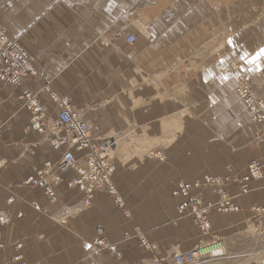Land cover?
<instances>
[{
    "label": "crops",
    "instance_id": "crops-1",
    "mask_svg": "<svg viewBox=\"0 0 264 264\" xmlns=\"http://www.w3.org/2000/svg\"><path fill=\"white\" fill-rule=\"evenodd\" d=\"M0 27L38 70L16 84L0 81V209L10 219L0 222V264L18 255L26 264H151L154 255L220 240L196 264H228L216 252L229 255L228 239L259 214L251 206L264 205V178L235 198L238 211L212 209L208 230L178 212L182 202L209 201L207 190L171 191L179 179L264 163V139L253 138H264V120L251 119L235 89L244 74L264 97V0H0ZM174 59L184 62L172 70ZM143 74L153 81L143 83ZM55 98L91 126L94 144L136 136L161 145L118 153L112 190L87 200L69 184L76 171L56 165ZM42 170L49 184L60 179L52 194L43 182L25 183Z\"/></svg>",
    "mask_w": 264,
    "mask_h": 264
},
{
    "label": "rangeland",
    "instance_id": "rangeland-1",
    "mask_svg": "<svg viewBox=\"0 0 264 264\" xmlns=\"http://www.w3.org/2000/svg\"><path fill=\"white\" fill-rule=\"evenodd\" d=\"M180 60L181 62H184V59H174L173 61H171V63L169 64V68L175 70L180 63ZM141 77H142L141 81L143 83L153 81L152 77H149L147 74H143L141 75ZM153 78L154 81L156 82L158 81V77L156 75H154ZM235 89L237 95L244 102L247 110L249 111L251 115V119L256 122H262L264 120V97H256L253 94L251 82L247 77H245L244 74L238 75ZM154 92L156 97L163 96L161 93L162 91L156 90ZM254 135L256 136L253 137L256 143H260L264 139L260 133L258 134L256 133ZM114 139L108 140L109 147L107 149V155H108V160L111 163H113V160L118 153H120L124 149L129 150L134 145H138L140 147L138 148L139 149L138 151L144 153L150 150V148H152L154 145L155 146L161 145V143L159 142L157 143L156 139L152 143L151 140L148 141V139H146L145 137L116 136ZM152 155H155L156 157L157 156L161 157V154H157V153H153ZM204 175H209V174H204ZM202 176L195 178L192 181H188L185 179L177 180L174 183L171 192L174 197H178V196L187 197L190 194V192L194 191L195 189L203 188L207 190V193L211 195L209 201L203 202L199 200L196 201L188 200L186 202H182L178 206L179 207L178 212L181 215L191 216L193 220L199 224V226H202L205 230H208L209 224L207 222V215L212 209L218 212L239 210V206L238 203L235 202V198L238 195L241 196L246 193H249L253 189L252 181L264 178V163L258 159H252L248 161L247 164L245 165L243 173H234L233 169L228 168L225 174L210 175L211 176L210 178L213 180V183L219 182V185L223 188V190L218 192L215 185L205 184V182L203 183L199 182L197 185L194 183L195 185L190 188L188 187L185 188L181 184V182L183 181V183L188 182L189 183L188 185H190V183H193L196 179L201 180V178H203ZM231 184L235 185L236 187L235 189H237L236 192L235 191L231 192L229 190V186ZM180 188L183 191H181ZM190 209L191 211H188ZM184 210H186L187 212L185 213ZM251 210L258 212L259 214L255 218H251L250 219L251 221L247 222L244 225L245 227L239 233L235 234L232 238L228 239L229 250L227 249V251L229 252V255H226L227 254L226 250L223 251L224 248L223 250L222 248H219L218 249L219 251L217 250L216 252V255L223 253L222 255H219L220 257H222L223 255L229 256L230 258H228L229 259L228 264H249V263L257 264V262L259 261L262 262L261 264L264 263V205L263 206L252 205ZM9 220L10 219H7L6 222L3 221V223H7ZM220 241H213L211 243L208 242V244L183 252H175L170 257L167 258L154 255V257L151 258L150 263L154 264L155 261H161L163 264H172L175 255L183 254L191 251L193 252L197 249L204 247H209V246L212 247L214 245L216 246L215 243H218ZM139 244L146 250L155 251L156 245L150 244L146 240L144 235H139ZM213 249H215V247H212L211 251L208 254H205L196 263H199L204 258L207 257L209 258L213 256L215 254V252L212 253ZM10 262L13 264L14 263L26 264L22 260L20 255L14 257L13 259H11V261L4 263H10Z\"/></svg>",
    "mask_w": 264,
    "mask_h": 264
},
{
    "label": "built area",
    "instance_id": "built-area-1",
    "mask_svg": "<svg viewBox=\"0 0 264 264\" xmlns=\"http://www.w3.org/2000/svg\"><path fill=\"white\" fill-rule=\"evenodd\" d=\"M128 43H133L135 37L128 35ZM34 56L28 53L17 39L10 38L5 29L0 27V81L4 83L16 84L30 75H36L38 70L34 67ZM33 97L28 98L31 102ZM59 105L57 120L54 129L57 132L56 139L50 141V145L62 150L61 158L57 163L60 171L73 169L78 176L75 183L84 191L85 197L89 195L95 185L107 182L109 184L113 165L108 160V155L101 144H94L90 136V126L82 119L77 118L69 107L66 98H55ZM1 132V131H0ZM86 150V153L76 157L75 152ZM45 170L38 171L35 177L29 178L26 184H36L43 182L48 194H52V185L60 181L59 177L52 179L53 184H49L44 179ZM72 185V181L69 182ZM8 219L4 211H0V221ZM203 257L199 251L187 252L174 256L172 264H189L196 262ZM13 264V263H4ZM154 264H163L155 261Z\"/></svg>",
    "mask_w": 264,
    "mask_h": 264
},
{
    "label": "bare ground",
    "instance_id": "bare-ground-1",
    "mask_svg": "<svg viewBox=\"0 0 264 264\" xmlns=\"http://www.w3.org/2000/svg\"><path fill=\"white\" fill-rule=\"evenodd\" d=\"M113 142H114V141H113ZM101 143H102V146L104 147V151H106V153H107V149H108V147H109L108 140H103V141H101L100 143H98V145L101 144ZM60 158H61V157H60ZM59 160H60V159H59ZM58 162H59V161H58ZM58 162H57V163H58ZM57 163H56V165H57ZM112 165H113V168H112V172H111V176H110L109 184H108L107 182H103V183H100L99 185H95L96 188H93L90 192H88L89 195H86V199H87V200H89V199L92 198V195H93V193H94L96 190H102V189L109 190V191L112 190V176H113L114 168H115L113 163H112ZM74 171H75V170H74ZM76 173H77V172H76ZM78 177H79V176H78ZM202 177H203V178H201V180H200V179H196L193 183H190V185H188V184H189L188 182L183 183V181L181 182V184H182V186H184L185 188H187V187L190 188V187H193L195 184L197 185L199 182H201V183L205 182V184L215 185V186H216V189H217V192L223 190V188L219 185V182H217V183H213V180L210 178V177H211L210 175H203ZM198 180H199V181H198ZM221 180H222V179H221ZM75 181H76V179L72 181V185H77L78 188L80 189L79 185L76 184ZM194 183H195V184H194ZM80 190H81V189H80ZM180 190H181V188H180ZM81 191H82V190H81ZM84 191H85V190H84ZM181 191H183V190H181ZM1 211H3V210H1ZM4 213L7 214L5 211H4ZM7 215H8V214H7ZM8 219H9V215H8ZM2 220H7V218H6V219H2ZM0 222H2V221H0ZM2 223H3V222H2ZM212 247H214V246H212ZM212 247H210V246H209V247H204V248L197 249V250H195V251H199V253L202 254V255L204 256L205 254H208V253L211 251ZM191 252H192V251H191ZM193 252H194V251H193ZM183 254H184V253H183ZM201 258H202V256H201L196 262H198ZM196 262H194V263H196ZM14 264H16V263H14ZM189 264H193V263H189Z\"/></svg>",
    "mask_w": 264,
    "mask_h": 264
},
{
    "label": "snow or ice",
    "instance_id": "snow-or-ice-1",
    "mask_svg": "<svg viewBox=\"0 0 264 264\" xmlns=\"http://www.w3.org/2000/svg\"><path fill=\"white\" fill-rule=\"evenodd\" d=\"M262 53H264V50H262Z\"/></svg>",
    "mask_w": 264,
    "mask_h": 264
}]
</instances>
